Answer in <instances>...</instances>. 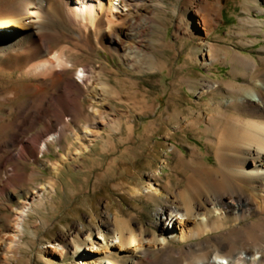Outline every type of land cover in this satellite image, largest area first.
<instances>
[{
    "label": "rangeland",
    "instance_id": "1",
    "mask_svg": "<svg viewBox=\"0 0 264 264\" xmlns=\"http://www.w3.org/2000/svg\"><path fill=\"white\" fill-rule=\"evenodd\" d=\"M108 1L103 0V3ZM111 1L117 6L114 10L115 17L129 13V7H124L122 0ZM164 1L160 3V0H154V4L160 3L164 10L162 13L156 12L159 15L153 14L152 34L144 33L141 49L142 53L147 50L157 53L154 59L165 63V70H154L145 65L142 71L134 72L124 62L119 51L111 53L102 48L101 35L94 32L90 46H79L78 41L88 37V30L81 31L80 28L75 33H70L72 28L63 18L54 19L52 24L55 32L51 36L47 33L51 39L52 55L62 53L69 63L68 67L59 71L62 74L67 69L68 74L64 78L75 80H79V73H83L88 85L79 80L81 89L77 92L84 108L80 120L76 122L72 116H65L66 122L55 123L57 129L60 126L67 127L66 135L60 141H51V150H46L45 156L40 154V160L30 157L29 160L21 159L17 163L15 159H9L19 152L21 146L20 142L13 143L12 139L16 137L18 141L28 142L45 129L46 125L38 126V122L45 117L47 107L56 110L55 97L62 89L63 81H54L51 75L30 69L32 66L19 70L12 65L13 69L9 70L10 58L0 54V184L6 183L8 186L10 181L14 182L8 190L15 192L11 199L8 196L0 197V231L14 230L12 225L16 222L20 209L27 210L22 238L18 242L21 251L15 255L10 248L7 253L9 240L4 244L0 242V264H81L79 254L82 252L74 254L76 244H80L81 248L92 246L93 242L104 245L106 240L97 235L98 227L103 226L106 217H110L111 223L117 226L113 213L131 218L139 236L152 238L160 230L156 225V212L164 202L153 194L135 195L132 193V186L147 185L149 174L158 171L161 184L177 195L176 200L181 201L180 195L186 181L177 183L173 180L172 184L169 183V178L183 166H179L177 154L187 160L195 148L206 163L216 162L214 150L209 146V138L217 137L216 129L208 134L205 131L207 125L201 124L196 130L188 127L183 130L178 127V122L184 123L186 119H191L198 109L217 110L209 107L216 99L214 92L202 93V85L206 77L218 84L233 79L235 72L230 60L235 52L250 55L258 63L260 58H264V9H259L264 8V0H203L212 5L218 1L222 7L220 25L212 30L201 47L206 49L209 44H213L220 55L219 60L209 69L199 61L190 59L192 48L201 42V37H206V32L195 19L197 16L191 11L197 0ZM186 10H190V16L195 19L193 25L200 36L190 38L186 34V23L182 25V29L178 28L182 20L181 12ZM212 10L214 9L209 11ZM163 12H167V15ZM218 16L214 15L215 18ZM249 17L261 19L263 23L260 26L254 25ZM184 19L189 21L188 17ZM1 32L10 33L7 29H2ZM158 38L163 41L160 44L162 47L159 46L160 52L155 50L154 42L149 43L151 39L156 41ZM227 48L231 55L225 57ZM26 54V50L11 53L13 56ZM179 69L191 72L192 78L197 81V87L191 89L190 83L181 82L179 95L172 100L168 91L169 84ZM97 70H103L100 78ZM170 70L173 71L172 75H169ZM263 70H255L248 75H262ZM103 83L108 84L109 91L103 88ZM234 83L239 84L237 81ZM236 86L238 88L240 85ZM176 110L174 119L172 117ZM132 111L134 112L131 113ZM234 112L230 108L226 113L231 115ZM87 115H90L89 127L86 126ZM246 119H241V122L244 123ZM97 133H101V136ZM129 133L134 135L132 142L126 139ZM79 136L88 139V150L95 154L101 151L113 152L102 156L98 161L91 158L85 167V161L75 154L65 164H61V145L71 146L73 153H76L82 145L77 141ZM128 149L129 155H126ZM125 159H129V162L122 164L121 161ZM58 164L61 169L56 175L54 168ZM111 168L114 169L109 173ZM52 182H56V190L51 189ZM97 183L98 187H95ZM245 187L248 188L249 185L245 184ZM205 190L199 186L188 193V198L197 203L199 199L196 198L203 199L206 196ZM224 221V228L201 237L181 242L171 240L160 249L148 247L147 250L152 254L149 258L145 257L141 264H194L198 256L206 254L208 257L212 256L213 260L216 253L214 246L220 245L216 237L220 236L230 243L233 238L241 237L245 243L254 244L256 238L249 233L248 228L256 225L264 227V213L253 212L240 219L228 214ZM78 230L82 233L78 234ZM90 230L94 231L93 237L89 235ZM110 239V242L114 240L113 237ZM205 242L211 246L208 252L202 251ZM58 243L67 246L63 256L50 251ZM192 244L195 246H191ZM95 249V258L105 256V263L108 257L103 251H97V244ZM196 250L199 251L191 253ZM141 253L138 252L137 255H142ZM115 258L123 261V256Z\"/></svg>",
    "mask_w": 264,
    "mask_h": 264
},
{
    "label": "bare ground",
    "instance_id": "2",
    "mask_svg": "<svg viewBox=\"0 0 264 264\" xmlns=\"http://www.w3.org/2000/svg\"><path fill=\"white\" fill-rule=\"evenodd\" d=\"M252 1L258 2V0ZM122 2L124 7H129L130 11L115 17L114 10L117 6L111 0L106 4L103 3V0H47L46 5L45 0H0V54L10 58L9 70L13 69L12 65L14 69L19 70L32 66L30 69L40 70L46 75H51L54 81H63L62 89L55 97L56 110L47 107L48 112L38 122V126L45 124V129L34 135L28 142L18 141L14 137L12 142L18 144L20 142L21 146L19 152L11 155L9 159H15L17 163L21 159L29 160L30 157L40 160V154L45 156L46 150H51V141H60L66 135L67 127L60 126L57 129L55 123L66 122L65 116H72V119L78 122L84 111L82 98L77 92L78 89H81L79 80L88 85L87 80L83 78L84 74L79 73V80L70 77L65 79L64 77L68 74L67 69L62 74L59 70L68 67V61L62 53L52 55L51 39L48 38V34L51 36L52 32H55L52 24L54 19L63 18L72 28L70 33H75L80 28L81 31L88 30L86 39L81 41L76 39L80 42L79 46H90L94 32L101 35L102 48L111 51V53L119 51L124 62L128 63L134 72L142 71L145 65L154 70L167 68L165 63L155 61L154 56L157 53H151L148 50L142 53L141 49L142 36L144 33L152 34L153 14L162 13L164 9L160 3L165 1L160 0L159 4H154V0H122ZM206 2L197 0L191 9L197 16L195 18L197 23L206 32V37H201V42L192 48L190 59L194 62L199 61L209 69L219 60L220 55L216 52L217 48L213 44H209L206 49L201 47L208 40L212 30L220 25L222 7L218 1H215L213 5L211 2L209 4ZM211 9L214 10L210 12ZM259 9L263 10L264 8L260 7ZM189 11L181 12L182 20L178 28L182 29V25L186 23V34L190 38L200 36L193 25L195 19L190 16ZM163 14L167 15V12H163ZM217 14L219 16L215 18L214 15ZM185 17H188V22L185 21ZM248 19L254 25L260 26L263 23L261 19L255 17ZM2 29H7L10 33H2ZM152 39L149 43L154 42L155 50L160 52L159 46L163 41L160 38L156 41ZM147 45L148 41L145 46L147 47ZM16 50L18 52L26 50L27 54L25 56L11 55ZM224 54L225 57L231 55L229 48ZM230 61L235 72L233 79L218 84L217 81L206 77L202 85V93L214 92L213 96H216V99L209 107L217 108V110L198 109L191 119H186L184 123L178 122V127L183 130L186 127L196 130L201 124L207 125L204 129L208 134L212 129H216L217 137L209 138V146L214 150L216 162L206 163L195 148L192 149L187 160L177 154V162L179 166L180 164L183 166H180L179 170H176L177 173L169 178V183L172 184L173 180L177 183L186 181V186L181 191V201L176 200L177 195L161 184L158 171L149 174L147 185L132 186L131 190L135 195L149 196L153 194L164 202L156 212V225L160 229L159 232L148 239L139 236L132 225L131 218L113 213L112 217L115 223H118L117 226L111 223L110 217H106L107 220L103 226L98 227L97 235L106 240L104 245L100 242H93L92 246L81 248L80 244H76L74 254L78 255L79 251L82 252L81 255L79 254L81 264H141L145 257L149 258V255L152 254L147 250L148 247H159L160 249V247L167 246L171 240L175 242L188 241L222 229L226 225L224 217L228 214L240 219L248 214H253V212L264 213V70L262 69L264 58H260L258 63L250 55L235 52ZM101 68L103 67L101 66ZM257 68L263 70L262 75H258L259 69ZM103 70L96 71L99 78L102 76ZM255 70H258L255 77H250L248 74ZM129 74L133 75L130 71ZM172 74L173 71L170 70L169 75ZM244 78L246 79L244 80ZM181 82L190 83L191 89L197 87V81L192 78L191 72H183L179 69L174 79H171L169 90L167 89L172 100L174 97H178ZM236 85L240 86L237 88ZM102 86L106 91L110 90L107 83H103ZM230 108H233L236 113L227 114L226 112ZM53 111L55 113H52ZM176 112L177 110L173 113L172 118L174 119H176ZM243 118H247L244 123L241 122ZM87 123V127L91 126L90 115H87ZM79 128L81 127L79 126ZM97 135L101 136V133H97ZM133 138L132 133L126 137L129 142H132ZM122 139L121 137L120 140ZM77 141H80L82 145L76 153H73L71 146L61 145L63 150V152L61 151L63 154L61 164H65L75 154V156L80 155L81 159L85 161L83 165L85 167L91 158L98 161L102 156L113 152L110 150L95 154L92 150H88L90 147L88 139L79 136ZM129 150L126 155H129ZM125 160L121 161L122 164L129 162V159ZM188 167L190 169H187ZM17 168L18 164H16ZM60 169V164L55 166L56 175ZM112 169L114 168H111L109 173H112ZM16 175L19 173L16 172ZM245 184H248L249 187H245ZM13 185L12 181L8 186L6 183L0 184V197L8 196L11 199L15 192L9 191V187ZM56 186V182L51 183V189L56 190ZM199 186L206 189L207 193L203 199L196 198V200L199 199V202L196 203L188 198V193ZM95 187H98V183L95 184ZM26 213L25 208L20 209L16 222L12 225L14 230L1 229L0 231V242L2 244L8 240L10 242L6 249L7 253L10 248L15 255L21 251L18 242L22 238ZM1 221L2 219H0ZM258 226L248 228L249 233L256 238L254 244L245 243L241 237L233 238L232 243L224 241L222 236L216 237L221 249L218 245H213L216 251L214 259L212 260V256L208 257L206 254L198 256L194 264H264V227ZM77 232L78 234L82 233L81 230ZM89 235L93 237L94 231L90 230ZM111 237L114 238L112 242H110ZM96 244L97 251H103V254L108 257L105 263L103 262L105 256L96 259L93 254L96 251ZM207 244L208 242L204 243L203 252H208L207 250L211 247ZM191 246H195V244ZM66 249V245L58 243V245H53L50 251L63 256ZM198 251H191V253L195 254ZM138 252H142V255H137ZM115 256H123V261L117 260Z\"/></svg>",
    "mask_w": 264,
    "mask_h": 264
}]
</instances>
